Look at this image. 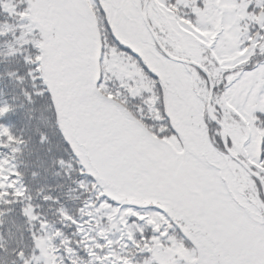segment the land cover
<instances>
[{"label":"snow or ice","instance_id":"1","mask_svg":"<svg viewBox=\"0 0 264 264\" xmlns=\"http://www.w3.org/2000/svg\"><path fill=\"white\" fill-rule=\"evenodd\" d=\"M0 264H264V0H0Z\"/></svg>","mask_w":264,"mask_h":264}]
</instances>
